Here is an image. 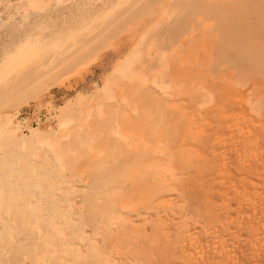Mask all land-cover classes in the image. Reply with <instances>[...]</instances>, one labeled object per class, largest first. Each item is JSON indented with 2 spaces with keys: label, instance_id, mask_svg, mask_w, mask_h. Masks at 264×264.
<instances>
[{
  "label": "rangeland",
  "instance_id": "374dc122",
  "mask_svg": "<svg viewBox=\"0 0 264 264\" xmlns=\"http://www.w3.org/2000/svg\"><path fill=\"white\" fill-rule=\"evenodd\" d=\"M16 2L20 0H0V264H34L31 238L36 243L47 238L48 248L57 252L62 247L52 252L58 262L50 258L45 264H102L104 259L107 264H196L176 243L170 244L178 240L179 212L200 241L199 250L212 254L214 248L205 245L213 244L217 232L236 253L234 264H264L263 245L252 240L255 235L245 226L248 216L259 217L257 211L264 207V0H64L58 6L51 1L44 10H34L36 14L28 10L27 19L17 17L15 11L22 8ZM21 2L26 6V0ZM125 9L131 23L117 33L129 32L134 42L112 57L118 35L106 34L118 23L113 16ZM79 46L68 61L40 73L54 58ZM132 49L142 53L132 54L129 69L138 75L131 72L130 78L121 65L133 58ZM157 54L166 56L159 65L152 58L161 56ZM159 81L170 83L169 89L156 86ZM25 110L34 111L36 123L32 116L18 118ZM137 160L141 177L137 182L133 176L124 178L123 169ZM138 186L151 193L142 195ZM252 192L262 195L261 204ZM248 199L256 201L255 207ZM12 200L23 207L15 208ZM28 202L38 209L24 215ZM102 204L109 214L100 210ZM158 218L168 225L160 228L162 233L156 230L163 226ZM226 222L235 236L222 232ZM32 225H39L42 237L31 232ZM42 247L35 249L38 254Z\"/></svg>",
  "mask_w": 264,
  "mask_h": 264
},
{
  "label": "bare ground",
  "instance_id": "6f19581e",
  "mask_svg": "<svg viewBox=\"0 0 264 264\" xmlns=\"http://www.w3.org/2000/svg\"><path fill=\"white\" fill-rule=\"evenodd\" d=\"M12 1V0H11ZM15 1V0H14ZM18 1V0H17ZM51 1H54V3H56V5L58 6V4L59 5H61V3L60 2H62L63 3V1L64 0H26V6H22V2H21V0H20V3H22V4H18V2H16V5H20V7L22 8V11L21 12H18L19 11V9H18V11H15V12H17V13H19V14H17L18 16L17 17H19V18H26L28 15H29V12L31 13V8H33L32 9V12L34 11V10H38L39 9V12H40V10L43 8V10L45 9L44 7H46L45 5H47L49 2H51ZM68 1V0H67ZM78 1V0H77ZM88 1V0H87ZM110 1H112V0H110ZM204 1V0H203ZM7 2V1H6ZM24 2V1H23ZM89 2H90V0H89ZM106 2V1H105ZM104 2V3H105ZM109 1H107L106 3H108ZM247 2H249V1H247ZM7 3H9L10 4V2H7ZM12 4H13V2H11ZM111 3V2H110ZM9 4H7V5H9ZM51 4V3H50ZM82 4H84L83 2H82ZM15 5V6H16ZM55 5V4H54ZM111 5V4H110ZM13 6V5H12ZM44 6V7H43ZM80 6V5H79ZM84 6V5H83ZM105 6H106V4H105ZM127 6V5H126ZM126 6H125V8H126ZM248 6V5H247ZM18 7V6H17ZM19 7V8H20ZM24 7V8H23ZM48 7H49V5H48ZM95 8V7H94ZM14 9H16L15 7H14ZM97 9H100V6H99V8H97ZM122 9V8H121ZM120 9V10H121ZM124 9V8H123ZM258 9V8H257ZM17 10V9H16ZM28 10H29V12H28ZM248 10V9H247ZM89 11V10H88ZM87 11V12H88ZM104 11V10H103ZM15 12H14V14H15ZM35 12H38V11H34V13ZM84 12H86V11H84ZM91 12V11H90ZM120 12V11H119ZM10 13V12H9ZM12 13V12H11ZM33 13V14H34ZM62 13V12H61ZM89 13V12H88ZM128 11L125 9V10H123L120 14H117L116 16L114 15L113 16V20H117V24H116V27L113 29V30H111L110 32H108L106 35H107V37H109V36H112V35H114V34H116L117 33V31L118 30H120V29H124V27H127V25L128 24H130L131 22H128V17H127V15H128ZM36 14V13H35ZM34 14V15H35ZM66 14V13H65ZM70 15H71V13H69ZM136 14H138V12L136 13ZM135 14V15H136ZM140 14V13H139ZM8 15H10V14H8ZM34 15H32V16H34ZM49 15V14H48ZM134 15V16H135ZM141 16L142 15H144V14H140ZM139 15V16H140ZM45 16V15H44ZM68 16V15H67ZM137 16V15H136ZM135 16V17H136ZM7 17H9V16H7ZM12 17V16H11ZM14 17V16H13ZM65 17H66V15H65ZM15 18V17H14ZM37 18V17H36ZM67 18V17H66ZM132 18H133V16H132ZM27 19V18H26ZM46 19H47V15H46ZM130 19H131V17H130ZM136 19V18H135ZM15 20H17V18L15 19ZM20 20V19H19ZM33 20H34V18H33ZM38 20V19H37ZM39 20H40V18H39ZM133 21H136V20H134V19H132ZM31 21L32 20H30V22H27V25H28V23H29V25L31 26V28L33 27L31 24ZM35 21V20H34ZM42 21V20H41ZM108 21V20H107ZM11 22V21H10ZM31 23V24H30ZM36 23V22H35ZM104 23H105V21H104ZM107 23V22H106ZM110 23H115V22H112V19H111V22ZM176 23V22H175ZM39 24V23H38ZM162 24V23H161ZM107 25V24H106ZM106 25H104V26H106ZM30 26H29V28H30ZM36 27H37V25H35ZM171 26V25H170ZM188 26V25H187ZM162 27V26H161ZM167 28V27H166ZM156 29V28H155ZM162 29H163V27H162ZM55 30V29H54ZM26 31V30H25ZM29 31V30H28ZM28 31H26V32H28ZM157 30H155V32H156ZM164 31H165V29H164ZM173 31H174V29H173ZM56 32V31H55ZM58 32V31H57ZM23 33H25V32H23ZM52 33V32H51ZM129 33V32H128ZM126 34V35H124V32L121 34H119V33H117L116 35H118V36H116V37H114L115 39H117V41L116 42H114V49L112 50V53H111V56L112 57H116L118 54H120V53H123V52H125V51H127V49H129L130 48V46L133 44V42H132V40H133V36L129 33V34ZM159 32H156V34H158ZM174 33V32H173ZM173 33H172V35H173ZM28 34V33H27ZM49 35L51 36V34L49 33ZM49 35H47L48 37H49ZM152 36V35H151ZM157 36V35H156ZM158 36H159V34H158ZM135 37H136V35H135ZM165 37V36H164ZM171 37H173V36H171ZM29 38V35H27V36H24V38H21L22 40H26V39H28ZM44 38H46L45 36H44ZM113 38V39H114ZM147 38V37H146ZM83 39H84V37H83ZM86 39V38H85ZM156 39H157V37H156ZM156 39H154V41H155V44L158 42V40L156 41ZM104 40V39H103ZM79 41V40H78ZM86 41H88V40H86ZM175 41V40H174ZM173 41V42H174ZM83 42H85V41H83ZM172 42V41H171ZM94 43V42H93ZM159 43V42H158ZM164 43H165V41H164ZM169 43V42H168ZM80 44V43H79ZM173 44V43H172ZM82 45V44H81ZM80 45V46H81ZM158 45V44H157ZM166 46H161V49L163 50V48L165 47H167V43L165 44ZM170 45V44H169ZM76 47V48H74V49H72V50H69V51H66V52H64V53H62L60 56H55V57H57L56 59L54 58V60L52 61V62H50V63H47L42 69H40L41 71H40V73H45V72H47V70L46 69H44L45 67H47V68H49V69H51V68H53V67H56L57 65L59 66L61 63H65V61H68V59L70 58V57H72L73 56V54H75L81 47ZM96 46V45H95ZM135 46V45H134ZM143 46V45H142ZM159 46V45H158ZM97 47V46H96ZM160 47V46H159ZM133 48V47H132ZM136 48V47H135ZM137 48H139V46L137 47ZM136 48V49H137ZM156 48H157V46H156ZM110 49V48H109ZM161 49H159V52H161L162 50ZM168 49V48H167ZM93 50V49H92ZM104 51V50H103ZM157 51H158V48H157ZM166 51V50H165ZM168 51V50H167ZM232 51V50H231ZM134 51H133V49H132V52H131V56L133 57V55H134V57H136V55L135 54H139L140 52L142 53V51L140 50V52L138 53V52H135V54L133 53ZM157 52H155V54H156ZM165 53V52H164ZM133 54V55H132ZM155 54L153 55V56H155ZM98 55V54H97ZM159 55H161V54H159ZM158 54H157V57L159 56ZM232 55V54H231ZM88 56V55H87ZM92 56V55H91ZM83 57V56H82ZM97 57V56H96ZM95 57V58H96ZM107 57V56H106ZM134 57L133 58H130L129 59V57H127V59H125V63H123V67H122V65H121V68L122 69H124V68H126V70H127V74L129 75V73H131L130 72V69H132V68H130V65H131V61L132 60H135L134 59ZM138 57H139V55H138ZM164 57H166V56H164ZM164 57H162V55L161 56H159V58H155V57H152L153 59H158L157 60V62L159 61V62H162V58L164 59ZM94 58V59H95ZM99 58V57H98ZM97 58V59H98ZM108 58V57H107ZM120 58V57H119ZM126 58V57H125ZM151 58V59H152ZM147 59V58H146ZM100 60V59H99ZM95 61V60H94ZM93 61V62H94ZM152 62H153V60H151ZM156 61V60H155ZM159 62L157 63L158 65H159ZM164 62V61H163ZM224 62V61H223ZM222 62V63H223ZM85 63H87V62H85ZM155 63V62H154ZM154 63H152V64H154ZM188 63V62H187ZM162 64V63H161ZM184 64V63H183ZM199 64V63H198ZM101 65H102V63H101ZM125 65V66H124ZM154 65H156V64H154ZM99 66V65H98ZM136 66V65H135ZM150 66H151V64H150ZM168 66V65H167ZM69 67V66H68ZM118 67V66H117ZM149 67V66H148ZM58 68V67H57ZM130 68V69H129ZM152 68V67H151ZM155 68V67H154ZM68 69V68H67ZM73 69V68H72ZM129 69V70H128ZM135 69V68H134ZM153 69V68H152ZM210 69V68H209ZM69 70V69H68ZM125 71V70H124ZM68 72H70V71H68ZM67 72V73H68ZM71 72H73V70H71ZM78 71L76 70V72L74 73V74H76ZM122 72H123V70H122ZM134 72H135V70H134ZM134 72H132L133 73V75H131L132 77H134L136 74L134 73ZM39 73V72H38ZM39 73V74H40ZM140 73V72H139ZM84 74H85V72H84ZM73 74H71L70 76H72ZM129 75V76H130ZM138 75V74H137ZM141 76H142V74H140ZM129 76H128V79H129ZM131 76H130V78H131ZM104 77H106V76H104ZM104 77H103V79H104ZM155 77V76H154ZM159 78V77H158ZM161 79H163V77H160ZM246 78V77H245ZM66 79H68V78H66ZM161 79H159V80H161ZM188 79V78H187ZM158 80V79H157ZM155 81V80H154ZM190 81V80H189ZM54 82V81H53ZM77 82V81H76ZM170 82V81H169ZM175 82V81H174ZM231 82V81H230ZM176 83V82H175ZM51 84V83H50ZM49 84V85H50ZM155 84H156V86L158 85V87L159 88H161V89H166L165 87H168V85L170 84V83H164L163 81H159V82H155ZM168 84V85H167ZM64 85V84H63ZM70 85V84H69ZM185 85V84H184ZM71 86V85H70ZM88 86V85H87ZM151 86V85H150ZM170 87V86H169ZM169 87H168V89H169ZM242 87H244V86H242ZM251 87V86H250ZM154 88V87H153ZM158 88V89H159ZM180 88H181V86H180ZM201 88V87H200ZM183 89V88H182ZM188 89V88H187ZM190 89V88H189ZM145 91V90H144ZM154 91V90H153ZM147 92V91H146ZM207 92V91H206ZM163 94V93H162ZM166 94H167V92H166ZM203 94V93H202ZM244 94H245V92H244ZM261 94H262V92H261ZM263 94H264V90H263ZM180 95V94H179ZM200 95V94H199ZM204 95H206V94H204ZM170 96V95H169ZM209 96V95H208ZM208 96H207V99H208ZM259 97V96H258ZM263 99H264V96L262 97ZM253 100V99H252ZM259 100V99H258ZM200 101V100H199ZM198 101V102H199ZM262 102H263V100H261ZM129 104V103H128ZM259 104V103H258ZM264 104V103H263ZM262 104V105H263ZM261 105V106H262ZM264 107V106H263ZM136 108V107H135ZM187 109V108H186ZM99 110L101 111V109L99 108L98 109V112H99ZM126 110V109H125ZM254 112V111H253ZM263 112V111H262ZM103 113V112H102ZM134 113H136V111H134ZM127 114V113H126ZM242 115V114H241ZM256 115V114H255ZM262 116V115H261ZM244 118H246V117H244ZM87 120V119H86ZM257 120V119H256ZM259 121V120H258ZM207 122V121H206ZM249 122V121H248ZM245 123V122H244ZM250 123V122H249ZM61 124L63 125H65V124H67V122H62L61 121ZM254 124V123H253ZM257 124V123H256ZM61 125V126H62ZM252 126V125H251ZM48 127V126H47ZM236 127V126H235ZM242 126H240V128H241ZM244 129V128H243ZM83 130V129H82ZM117 130V129H116ZM118 131V130H117ZM244 131V130H243ZM249 131V130H248ZM247 131V132H248ZM255 131V130H254ZM226 132H228V131H226ZM245 132V131H244ZM119 133V132H118ZM243 133V132H242ZM239 134V133H238ZM241 134V133H240ZM247 134V133H246ZM245 135V134H244ZM248 136H249V134H248ZM247 136V137H248ZM246 137V136H245ZM29 139V138H28ZM250 139V138H249ZM40 140H42V139H40ZM244 140V139H243ZM242 140V141H243ZM246 141V140H245ZM22 142V141H21ZM39 143H41L40 141H38ZM239 144V143H238ZM244 144H246L245 142H244ZM230 149V148H229ZM193 150V149H192ZM234 151V150H233ZM196 152V151H195ZM101 153V152H100ZM18 155V154H17ZM255 155V154H254ZM140 157L142 156V155H139ZM138 156V159L140 158ZM238 156V155H237ZM143 157V156H142ZM57 159H59V158H57ZM137 158L135 157V160H136ZM145 159V158H144ZM143 159V160H144ZM140 160V159H139ZM137 160V161H134V162H132V163H130V165H128L127 167H125L123 170L125 171V173L123 172V177L125 178H129V180H130V178L133 176V178H131V180L133 179V180H135V178H136V182H137V178L140 176V174H141V172H143L142 171V168H141V162L140 161H142V160ZM156 160V159H155ZM16 162V161H15ZM130 162V161H129ZM129 162H127V164H129ZM254 162V161H253ZM17 163V162H16ZM30 163V162H29ZM143 164V163H142ZM145 164H146V162H145ZM102 165V164H101ZM44 166V165H43ZM50 166V165H49ZM29 167V166H28ZM27 167V168H28ZM31 167V166H30ZM34 167V166H33ZM60 167V166H59ZM144 167V166H143ZM44 168V167H43ZM49 168V167H48ZM194 168V167H193ZM28 169H30V168H28ZM4 170V169H3ZM22 170V169H21ZM79 170V169H78ZM104 170V169H103ZM122 170V171H123ZM2 171V170H1ZM27 171V170H26ZM56 171H57V169H56ZM145 171V170H144ZM9 172H10V170H9ZM8 172V173H9ZM100 172L102 173V171L100 170ZM226 172V171H225ZM2 174V173H1ZM13 174H15V173H13ZM99 175V174H98ZM142 175V174H141ZM234 175V174H233ZM17 176V175H16ZM129 176H131V177H129ZM32 177V176H31ZM44 177V176H43ZM141 177V176H140ZM163 177V176H162ZM5 178V177H4ZM10 178V177H9ZM7 179V178H6ZM15 179V178H14ZM32 179V178H31ZM30 179V180H31ZM37 179V178H36ZM44 179V178H43ZM141 179V178H140ZM242 179V178H241ZM240 179V180H241ZM34 180V179H33ZM27 181V180H26ZM140 181V180H139ZM158 181V180H157ZM46 182V181H45ZM242 182V181H241ZM15 183V182H14ZM38 183V182H37ZM132 183V182H131ZM133 183H135V181L133 182ZM139 183V182H138ZM157 183V182H156ZM163 183V182H162ZM253 183V182H252ZM24 184V183H23ZM140 184H141V182H140ZM140 184H138V185H140ZM28 185V184H27ZM144 184H142V186H143ZM11 187L10 188H12V184L10 185ZM29 186V185H28ZM133 186H134V184H133ZM253 186V185H252ZM14 187V186H13ZM21 187V186H20ZM144 187V186H143ZM147 187V186H146ZM15 188V187H14ZM19 188V187H18ZM27 188V187H26ZM31 188V187H30ZM40 188V187H39ZM134 188H135V186H134ZM133 188V189H134ZM244 188V187H243ZM6 189V188H5ZM13 189V188H12ZM253 189H255V188H253ZM24 190H25V187H24ZM61 190V189H60ZM138 190L140 191V193H142V195L143 194H150L151 192H150V190H149V188L147 187V189H144V188H142L141 186H138ZM226 190V189H225ZM7 191H8V188H7ZM10 191V190H9ZM12 191V190H11ZM14 191V190H13ZM31 191V190H30ZM151 191H152V189H151ZM247 191V190H246ZM256 191V190H255ZM254 191V192H255ZM20 192V191H19ZM238 192V191H237ZM254 192H252V194L254 193ZM5 193H7V194H5ZM4 194H5V197L7 196V199H8V193L9 192H5ZM14 193V192H13ZM13 193H11V195L13 194ZM18 193V192H17ZM25 193V192H24ZM231 193V192H230ZM239 193V192H238ZM256 193H257V191H256ZM26 194V193H25ZM153 194V193H152ZM151 194V195H152ZM223 194V193H222ZM244 194H246V193H244ZM262 195H264L263 193H261ZM14 195V197L16 196V194L14 193L13 194ZM253 195H257L256 197H258V195L259 196H262V195H260V193L259 194H253ZM220 196V195H219ZM228 196V195H227ZM233 196V195H232ZM243 196H245V195H243ZM24 197V196H23ZM54 197V196H53ZM234 197V196H233ZM254 197V196H253ZM252 197V198H253ZM167 198V197H166ZM231 198V197H230ZM244 198V197H243ZM259 199H258V201H257V204H261V202L259 203V201L261 200L260 199V197H258ZM2 198L0 197V200H1ZM7 199H6V201H7ZM174 199V198H173ZM220 199H222V198H220ZM241 199V198H240ZM256 199V198H255ZM20 200H22V199H20L19 198V202H20ZM168 200H169V198H168ZM167 200V201H168ZM172 200V199H171ZM252 200V199H251ZM249 201V199H248V205H250V207H251V205H256V201L254 202V203H251L253 200H254V198H253V200L252 201ZM167 201L165 202V203H167ZM222 201V200H221ZM241 201V200H240ZM244 201V200H243ZM12 202H13V200H12ZM15 202H17V201H15ZM105 202V205H107L108 204V206H109V203H107L106 204V202H110V201H104ZM217 202V201H216ZM225 202H226V200L224 201V204H225ZM237 202H238V200H237ZM263 202V201H262ZM8 203V202H7ZM14 203V202H13ZM27 203V202H26ZM111 203V202H110ZM164 203V204H165ZM169 203V202H168ZM220 203V202H219ZM5 204H6V202H5ZM9 204V203H8ZM8 204H6V207L5 208H8ZM33 204V203H32ZM176 204V203H175ZM223 204V205H224ZM240 204V203H239ZM263 205H264V203H262ZM38 205V204H37ZM91 205H92V207L93 206H95V208H96V205H93L92 203H91ZM103 205L104 204H102V207H101V211H103V208L104 209H107V207L105 208V207H103ZM104 205V206H105ZM111 205V204H110ZM179 205V204H178ZM213 205V204H212ZM230 205V204H229ZM9 206H10V204H9ZM13 206H15V208H18V206H16V204L14 203V205ZM98 206V207H99ZM111 206H114V205H111ZM171 206V205H170ZM225 206H227V204H225ZM240 206V205H239ZM23 206H21L20 208H22ZM32 205H31V202L29 203L28 202V204H26L25 205V207L23 208L24 210H25V214L24 215H26L27 214V212H30V211H32ZM69 207V206H68ZM99 207V208H100ZM255 207V206H254ZM258 207H260V205L258 206ZM257 207V208H258ZM10 208H12V207H10ZM20 208H18V209H20ZM34 209L36 208V209H38L35 205H34V207H33ZM114 208V207H113ZM113 208H111V209H113ZM182 208V207H181ZM23 209H21V211L23 210ZM94 209V208H93ZM92 209V210H93ZM98 209V208H97ZM111 209H108V210H111ZM236 209V208H235ZM239 209V208H238ZM251 209V208H250ZM255 209V208H254ZM259 209V208H258ZM4 210V209H3ZM228 210H229V208H228ZM249 210V209H248ZM259 210H261V211H259V212H261V213H259L258 211H257V213L258 214H262V216H260L259 215V217H257L256 216V214H254V215H250V216H248V219H249V224H245V226L246 227H248L249 228V232H251L252 234L254 233V235H255V237L253 238V236H252V240L254 241H256V242H258V244L259 245H263L262 247H263V249H261V250H263L264 251V207H260V209ZM6 211H8V210H6ZM36 211V210H35ZM91 211V210H90ZM106 211V210H105ZM105 211H103V212H105ZM168 211H169V209H168ZM179 211V210H178ZM210 211V210H209ZM239 211H241V210H239ZM23 212V211H22ZM22 212H21V214H22ZM97 212H99V211H97ZM102 212V213H103ZM110 212V211H109ZM171 212H173V211H171ZM182 212V211H181ZM212 212V211H211ZM236 212V214L238 215L240 212H238V210H236L235 211ZM238 212V213H237ZM3 213H4V211H3ZM106 213V212H105ZM105 213H103V215L105 214ZM175 213V212H174ZM216 213V212H215ZM249 212H246V214H248ZM253 213V212H252ZM99 214V213H98ZM97 214V215H98ZM101 214V213H100ZM106 214H109L108 212L106 213ZM105 214V215H106ZM243 214V213H242ZM206 215V214H205ZM224 215H225V213H224ZM240 215V214H239ZM112 216V215H111ZM178 216V215H177ZM183 213L181 214L180 212H179V225H180V227H179V234H177V235H180V236H178V238H177V235H175L176 237H175V239H178L177 240V242H174L173 240H172V242L170 243L171 245L173 244V245H175V243L177 244V245H175L176 247V249L178 250V248H179V250L183 253V254H187L186 256L190 259V260H192L193 262H196V264H200V263H202V264H229L230 262L231 263H233V260L234 259H236V253L234 254V252L232 251V249L229 247V245H227L226 243H224V242H226L225 241V239L223 238L224 237V235H220L219 233L217 234V232L213 235L212 233H214L213 232V229L211 230L212 231V233H210V234H212V237H211V239L213 240V244L212 243H210L209 245H208V242H207V245H205L206 247H209V248H214L213 249V251H212V254H210V250H209V252L207 253L206 252V249H205V251H203V249L201 248L200 250H199V243L198 242H200L198 239H197V237L195 238L194 236V234H193V236H192V234L189 232V229H188V227H187V225L186 226H184L185 224V222H186V219L185 218H183ZM229 216H230V214H229ZM240 216H242V215H240ZM21 217V216H20ZM23 217V216H22ZM95 217V216H94ZM96 217H100L99 215L98 216H96ZM105 217V216H104ZM123 217V216H122ZM181 217V218H180ZM184 217H186V216H184ZM12 218V217H11ZM62 218H65V217H62ZM103 218V217H102ZM175 218V217H174ZM216 218H217V216H216ZM219 218V217H218ZM218 218H217V220H218ZM225 218V217H224ZM256 218H258L257 219V221H255V219ZM2 219V218H1ZM38 219V218H37ZM111 219V218H110ZM110 219H108V220H110ZM162 219H163V217H162ZM162 219L161 218H158V220H161L160 222L162 223L161 225H163V222H166L165 220L162 222ZM215 219V218H214ZM229 219V218H228ZM236 219V218H235ZM234 219V220H235ZM62 220V219H61ZM65 220V219H64ZM63 220V221H64ZM69 220H71V219H69V217H68V221ZM107 220V221H108ZM123 220H124V218H123ZM122 220V221H123ZM150 220V219H149ZM171 220H173V218L171 219ZM177 220V219H176ZM220 220V219H219ZM227 220V219H226ZM225 220V221H226ZM233 220V219H232ZM254 220V221H253ZM13 221V220H12ZM121 221V222H122ZM153 221V220H152ZM175 221V220H174ZM173 221V222H174ZM178 221V220H177ZM224 221V222H225ZM57 222V221H56ZM237 222V221H236ZM235 222V223H236ZM240 222V221H239ZM238 222V223H239ZM242 222V221H241ZM241 222H240V224H241ZM158 223V222H157ZM199 223V222H198ZM212 223H213V221H212ZM217 223V222H216ZM220 223V222H219ZM232 223H233V221H232ZM11 224V223H10ZM37 224V223H36ZM60 224V223H59ZM58 223H57V225H59ZM160 224V223H159ZM211 224V223H210ZM214 224H215V222H214ZM228 222H226V224H225V226H224V228H223V231L222 232H224V233H227V234H225V236H227L228 234L230 235V236H235V233L233 232H231L230 230H232V228H230L228 225ZM113 225V224H112ZM164 225H166L167 227H168V225L166 224V223H164ZM164 225L163 226H161V227H158L156 230L158 231V232H161V230H160V228L161 229H165V228H162V227H164ZM175 225H177V223L175 224ZM178 225V226H179ZM54 226V225H53ZM60 226V225H59ZM61 226H63L62 224H61ZM158 226V225H157ZM165 226V227H166ZM213 226H215V225H213ZM221 226L223 227V225L221 224ZM243 226H244V224H243ZM20 227H22V225L20 226ZM49 227V226H48ZM15 228V227H14ZM53 227L51 226V228L50 229H52ZM56 228V227H55ZM58 228V227H57ZM178 229V227H175V229ZM182 228V229H181ZM200 228V227H199ZM204 228V227H203ZM206 228V227H205ZM215 228H218V230L220 229L219 227H215ZM16 229V228H15ZM62 229H63V227H62ZM167 229V228H166ZM169 229V228H168ZM176 229V230H177ZM207 229V228H206ZM205 229V230H206ZM240 229V228H239ZM30 230H31V232H35V233H37L38 235H40L41 236V231H40V228H39V225H32L31 227H30ZM78 230H80L81 231V228H78L77 229V231ZM162 230V232H164ZM248 230V229H247ZM77 231H75L76 232V234H77ZM79 231V232H80ZM84 231V230H83ZM82 231V232H83ZM145 231V230H144ZM166 231H168V230H166ZM210 231V230H209ZM16 232V231H15ZM54 233L53 234H56L55 233V230L53 231ZM58 233H60L59 232V230L57 231ZM70 232H71V234H72V231L70 230ZM70 232H69V234H70ZM86 232V231H85ZM122 232V231H121ZM120 232V234L119 235H121L122 233ZM125 232V231H124ZM161 232V233H162ZM173 232H175L174 230H173ZM206 232H207V230H206ZM206 232H204V233H206ZM220 232V231H219ZM239 232V231H238ZM248 232V231H247ZM248 232V233H249ZM1 233V232H0ZM49 233V235L51 234L50 233V231L48 232ZM119 233V232H118ZM166 233V232H165ZM164 233V234H165ZM208 233V232H207ZM241 233V232H240ZM251 233H250V235H251ZM53 234H51V235H53ZM64 234H65V232H64ZM79 234V233H78ZM109 234V233H108ZM111 234H112V232H111ZM124 234H126V233H124ZM157 234V233H156ZM176 234V233H175ZM209 234V233H208ZM9 235H10V233H9ZM17 235V234H16ZM57 235V237H56V239L58 238V235L59 234H56ZM61 235V238L62 237H64V235H63V231H62V234H60ZM88 235H90V234H88ZM87 235V236H88ZM113 235V234H112ZM111 235V236H112ZM116 235V238H120L119 237V235L118 234H115ZM123 235V234H122ZM237 235V234H236ZM240 235V234H239ZM13 236V235H12ZM10 237V241H12V240H14L13 239V237ZM28 236H29V234H28ZM44 236H46V234L44 235ZM55 236V235H54ZM53 236V237H54ZM68 235H66V237H67ZM69 236H71V235H69ZM74 236V235H73ZM73 236H71L72 237V239L74 238ZM85 236H86V233H85ZM84 236V237H85ZM118 236V237H117ZM156 236V235H155ZM232 236V237H233ZM32 237H33V235H32ZM42 237V236H41ZM41 237H40V239H41ZM49 237V236H48ZM52 237V236H51ZM52 237V238H53ZM77 237V239H76V242L75 243H77V241H78V236H76ZM109 237H110V235H109ZM108 237V238H109ZM160 238H161V236H159ZM238 237V236H237ZM244 237V236H243ZM250 237V236H249ZM2 238H3V236H2ZM29 238V237H28ZM34 238V237H33ZM65 238V237H64ZM69 238V237H68ZM89 238V237H88ZM90 238H91V235H90ZM171 238V237H170ZM35 239V238H34ZM34 239L32 240V238L30 239V243L28 244L29 246H31V249H32V255H33V258H34V264H45V263H47V261L49 262V260H51V259H53V260H55V258H53V257H56L55 255L53 256V254H52V252L54 253L55 252V254H57V253H59L62 249V247L60 248V251L59 252H57V249L55 250L54 249V246H53V249L50 247V248H48L49 247V243H47L46 244V241H47V238H46V241H42L41 243H36L35 241H34ZM51 239V238H50ZM49 238H48V242H49V240H50ZM54 239H55V237H54ZM82 239H84V238H82ZM163 238H161L160 240H162ZM174 239V240H175ZM206 239V238H205ZM37 240V239H36ZM38 240H39V238H38ZM58 241H61V240H59V238L57 239ZM68 240V239H67ZM67 240H66V242H67ZM86 240H87V238H86ZM89 240V239H88ZM91 240V239H90ZM90 240L87 242H85V243H88V247H89V242H90ZM92 240H93V238H92ZM104 241H105V243H106V241H107V238H106V240L105 239H103ZM110 240V239H109ZM153 240V239H152ZM152 240H150V241H152ZM170 240V239H169ZM29 241V240H28ZM50 241H52V240H50ZM56 241V240H55ZM54 241V242H55ZM69 241V240H68ZM73 241V240H72ZM93 241H95V240H93ZM154 241V240H153ZM204 241V240H203ZM230 241V240H229ZM233 241V240H232ZM254 241V242H255ZM7 242H9V241H6V244H7ZM63 242H64V239H63ZM102 242V241H101ZM252 242V241H251ZM250 242V243H251ZM255 242V243H256ZM9 243H11V242H9ZM56 243L57 242H55V248L58 246L59 247V245H57L56 246ZM111 242H109V244H110ZM142 243V242H141ZM141 243H139L140 245H141ZM167 243V242H166ZM203 243H205V242H203ZM232 243H234V242H232ZM255 243L253 244V245H255ZM64 244V243H63ZM78 244V243H77ZM93 244H95V242H93L92 243V245H90V246H92V250H93ZM103 244H104V242H103ZM107 244V243H106ZM143 244V243H142ZM215 244H217L218 245V247H216V245ZM9 245V244H8ZM27 245V246H28ZM43 246L42 248H40V250L39 251H42L41 253H39V254H41V255H39L38 254V252L35 250L36 248H38L39 246ZM61 245V244H60ZM68 245H70V243H68ZM76 244H74L73 246L75 247V249L76 250H78V249H80V248H78V246H77V248H76V246H75ZM85 245H87V244H85ZM105 245V244H104ZM136 245H138V244H136ZM136 245H135V247H136ZM150 245V244H149ZM156 245H158V244H156ZM160 245V244H159ZM158 245V247H160ZM168 245H169V243H168ZM212 245V246H211ZM236 245V244H235ZM201 246V245H200ZM202 246H204V245H202ZM201 246V247H202ZM204 246V247H205ZM66 247V246H65ZM70 248V250H71V246H69ZM84 247V246H83ZM95 247H96V245H95ZM102 248L104 247V246H101ZM116 247V246H115ZM128 248H129V246H127ZM131 247H133L132 245H131ZM163 247V246H162ZM203 247V248H204ZM19 248V247H18ZM24 248V247H23ZM97 248V247H96ZM101 248V249H102ZM139 248V247H138ZM146 248H148V247H146ZM151 248V247H150ZM152 248H153V246H152ZM152 248H151V250H152ZM238 248V247H237ZM248 248V247H247ZM255 248V247H254ZM254 248H253V250H254ZM3 249V248H2ZM26 249V248H25ZM64 249V248H63ZM75 249H73L72 248V250H75ZM84 249V248H83ZM86 249V248H85ZM131 249V251H132V249L133 248H130ZM129 249V250H130ZM163 249H164V247H163ZM163 249H161L162 250V252L161 253H163ZM250 249V248H249ZM1 250V249H0ZM19 250H22V249H19ZM69 250V251H70ZM90 250V249H89ZM89 250H88V253H89ZM98 250V249H97ZM102 250H104V248L102 249ZM126 250H127V248H126ZM134 250V249H133ZM154 250V249H153ZM212 250V249H211ZM238 250V249H237ZM239 250H240V248H239ZM256 250V249H255ZM30 251V250H29ZM36 251V252H35ZM69 251H67V252H69ZM84 251V250H83ZM99 251V250H98ZM97 251V253H99ZM136 251H138V250H135V252ZM157 251H159V249L157 250ZM171 251V250H170ZM258 251V250H257ZM35 252V253H34ZM57 252V253H56ZM73 252V251H72ZM93 252V251H92ZM133 252V251H132ZM152 252V251H151ZM240 252H242V251H240ZM244 252V251H243ZM4 253V252H3ZM62 253V252H61ZM66 253V252H65ZM77 255H79V256H81V254H79V252L77 251ZM86 253V252H85ZM96 252H95V255L97 254ZM124 253H126V252H123L122 254H124ZM160 253V252H159ZM261 253V252H260ZM6 254V253H5ZM8 254H10V253H8ZM28 254V253H27ZM31 254V253H30ZM67 254V253H66ZM65 254V255H66ZM100 254V253H99ZM155 254H158V252H156ZM241 254V253H240ZM244 254V253H243ZM37 255H39V256H37ZM64 255V256H65ZM70 255V254H69ZM73 255H75V256H77L76 255V252L73 254ZM91 255L93 256V254L91 253ZM95 255H94V258H95ZM101 255V254H100ZM180 255V254H179ZM259 254H257V256H258ZM60 256V255H59ZM85 256V255H84ZM87 256V255H86ZM85 256V257H86ZM99 256V255H98ZM97 256V257H98ZM102 256H104V255H102ZM102 256H100L101 258H104V257H102ZM122 256V255H121ZM154 256V255H153ZM178 256V255H177ZM251 256V255H250ZM264 256V255H263ZM78 257V256H77ZM99 257V258H100ZM159 257V256H158ZM184 257V256H183ZM51 258V259H50ZM62 258V257H61ZM82 258H83V255H82ZM90 258V257H89ZM99 258H97V259H94V260H97L98 261V259ZM106 258V257H105ZM257 258V257H256ZM259 258V257H258ZM71 259H72V257H71ZM74 259V258H73ZM72 259V260H73ZM92 259V258H91ZM90 259V260H91ZM157 259V258H156ZM241 259V258H240ZM3 260V259H2ZM14 260V259H13ZM56 260H57V257H56ZM55 260V261H56ZM60 260V259H59ZM62 260V259H61ZM83 260V259H82ZM105 261H107L106 259H104ZM104 260H102V261H104ZM112 260H114V259H112ZM157 260H159V258L157 259ZM189 260V261H190ZM263 260V259H262ZM22 261V260H21ZM55 261L54 262H52L53 264H55ZM69 261V260H68ZM77 259H76V263H77ZM80 261H81V259H80ZM79 261V262H80ZM102 262V264L104 263H106V262ZM200 263H199V262ZM237 260H235V262H236ZM56 262H58V261H56ZM61 262V261H60ZM70 263H71V261H69ZM73 262V261H72ZM89 262H91V261H89ZM92 262H94L93 261V259H92ZM114 262H115V260H114ZM156 262V261H155ZM198 262V263H197ZM247 262V261H246ZM18 263V262H17ZM19 263H21V262H19ZM74 263V262H73ZM86 263V262H85ZM96 264H98L97 262H95ZM134 263V262H133ZM138 263V262H137ZM242 263V262H241ZM50 264V263H49ZM100 264V263H99ZM107 264V263H106ZM110 264V263H109ZM116 264V263H115ZM165 264V263H164ZM170 264V263H169ZM234 264V263H233ZM239 264V263H238ZM243 264V263H242ZM259 264V263H258Z\"/></svg>",
  "mask_w": 264,
  "mask_h": 264
},
{
  "label": "built area",
  "instance_id": "2783aa9c",
  "mask_svg": "<svg viewBox=\"0 0 264 264\" xmlns=\"http://www.w3.org/2000/svg\"><path fill=\"white\" fill-rule=\"evenodd\" d=\"M34 112V111H33ZM33 112L32 113H30V110H25V111H23L22 113L20 112L17 116H18V118L19 119H25V118H27V116H32L33 117V122L34 123H36V120H35V118H36V116L35 115H33ZM22 115V116H21ZM27 115V116H26ZM20 116V117H19ZM26 116V117H25ZM39 116V119H41L42 120V116L41 115H38Z\"/></svg>",
  "mask_w": 264,
  "mask_h": 264
}]
</instances>
